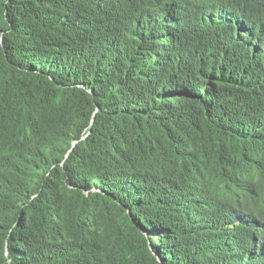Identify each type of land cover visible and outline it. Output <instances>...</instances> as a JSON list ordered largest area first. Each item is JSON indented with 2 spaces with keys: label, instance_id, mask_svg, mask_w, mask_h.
<instances>
[{
  "label": "trees",
  "instance_id": "obj_1",
  "mask_svg": "<svg viewBox=\"0 0 264 264\" xmlns=\"http://www.w3.org/2000/svg\"><path fill=\"white\" fill-rule=\"evenodd\" d=\"M0 264H264V0H0Z\"/></svg>",
  "mask_w": 264,
  "mask_h": 264
},
{
  "label": "bare ground",
  "instance_id": "obj_2",
  "mask_svg": "<svg viewBox=\"0 0 264 264\" xmlns=\"http://www.w3.org/2000/svg\"><path fill=\"white\" fill-rule=\"evenodd\" d=\"M82 21V20H81ZM95 25V24H94ZM173 25V24H172ZM183 25V24H182ZM96 27V26H95ZM26 31V30H25ZM78 32V31H77ZM118 35V34H117ZM231 43V42H230ZM120 45V44H119ZM228 47V46H227ZM226 48V47H225ZM227 49V48H226ZM189 51V50H188ZM191 51V50H190ZM193 51V50H192ZM229 51V50H228ZM196 54V53H195ZM195 56V55H194ZM217 103V102H216ZM211 104V103H210ZM178 129V128H177ZM176 130V129H175ZM58 145V144H57ZM64 147V146H63ZM68 147V146H67ZM198 152V151H197ZM77 155V154H76ZM75 158H76V156H75ZM80 158V157H79ZM81 158H82V156H81ZM74 161H75V159H74ZM80 166V165H79ZM85 168V167H84ZM92 168V167H91ZM86 169V168H85ZM115 190V189H114ZM196 191V190H195ZM195 200V199H194ZM137 208V207H136ZM214 209V208H213ZM133 212V211H132ZM167 212V211H166ZM213 214V213H212ZM182 216V215H181ZM217 220V219H216ZM217 222V221H216ZM179 233V232H178Z\"/></svg>",
  "mask_w": 264,
  "mask_h": 264
}]
</instances>
